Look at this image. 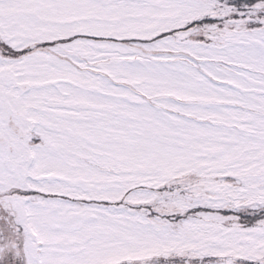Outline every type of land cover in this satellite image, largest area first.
Here are the masks:
<instances>
[{"label": "snow or ice", "instance_id": "obj_1", "mask_svg": "<svg viewBox=\"0 0 264 264\" xmlns=\"http://www.w3.org/2000/svg\"><path fill=\"white\" fill-rule=\"evenodd\" d=\"M0 264H264V0H0Z\"/></svg>", "mask_w": 264, "mask_h": 264}]
</instances>
